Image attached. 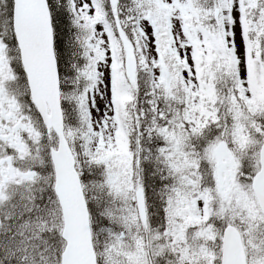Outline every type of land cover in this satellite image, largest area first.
I'll return each instance as SVG.
<instances>
[{"label": "snow or ice", "instance_id": "1", "mask_svg": "<svg viewBox=\"0 0 264 264\" xmlns=\"http://www.w3.org/2000/svg\"><path fill=\"white\" fill-rule=\"evenodd\" d=\"M0 264H264V0H0Z\"/></svg>", "mask_w": 264, "mask_h": 264}]
</instances>
